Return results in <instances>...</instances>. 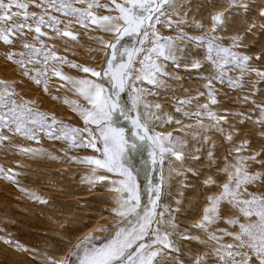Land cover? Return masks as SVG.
Wrapping results in <instances>:
<instances>
[{"label":"snow or ice","instance_id":"1","mask_svg":"<svg viewBox=\"0 0 264 264\" xmlns=\"http://www.w3.org/2000/svg\"><path fill=\"white\" fill-rule=\"evenodd\" d=\"M184 8L177 0H108L103 4L99 0H0V46L6 49L0 59L14 66L21 83L26 79L45 95H50L53 78H58L61 83L56 91L67 89L77 97L63 103L82 121L81 126L67 124L55 113L43 111L38 101L27 99L15 82L0 79V145L28 157L84 166L87 175L81 183H87L90 191L99 188L111 194L105 211L112 217L75 243L60 236V241L70 246L60 259L47 251L41 254L29 249L10 235L0 236V242L40 257L37 264H264V192L259 190L264 188V171L250 170L253 165L264 169V145L255 151L248 139L235 142L238 126L246 121L264 128V96L259 102L254 98L259 92L256 84L264 81V69L254 66L246 43L264 33V0H228L223 10L217 11H210L217 8V0H203L196 9H205V13L191 21V7L181 11ZM99 9L107 14H97ZM235 20L241 23L230 33L229 24ZM157 25L176 34L165 35ZM77 26H93L92 31L98 33L89 37L97 46L92 50L99 57L95 59L98 67L61 56L54 44L46 42L78 41ZM240 28L245 34H239ZM188 29L204 34L191 35ZM193 49L202 50L203 56L188 63L186 54ZM261 60V56L255 57L256 62ZM168 62L174 71L193 69L199 73L197 79L207 81L200 86L205 91L192 98L198 101L206 96L207 102L198 104L194 113L183 108L191 105L192 99L178 100L180 106L176 107V112L196 121L185 126L194 129L193 138L201 142L190 152L186 151L187 140L157 131L152 114L141 113L144 83L164 86L173 79ZM205 65L209 74H205ZM64 68L78 75H68ZM253 76L258 78L255 82ZM174 78L180 79L178 73ZM216 84L240 93L239 106H250L252 111L219 108ZM52 99L60 97L53 95ZM150 107L143 105L146 110ZM172 122L171 116L164 121ZM209 133L220 138L219 145ZM14 137L39 146L14 144ZM43 139L65 147L58 150L60 154L50 152L43 147ZM221 148L222 157L217 154ZM88 150L91 155H70ZM166 156L174 157L170 163L178 165L170 168L169 181L174 172L184 177L181 187H189L185 181L191 173L208 189L202 217L190 226L196 234L181 229L177 222L183 200L165 203L171 190L170 184L165 189ZM186 160L193 163L186 165ZM16 175L11 168L0 166V178L16 184L30 200L49 205L47 198L19 187ZM224 211L231 214L224 215ZM222 221L228 227H219Z\"/></svg>","mask_w":264,"mask_h":264},{"label":"rangeland","instance_id":"2","mask_svg":"<svg viewBox=\"0 0 264 264\" xmlns=\"http://www.w3.org/2000/svg\"><path fill=\"white\" fill-rule=\"evenodd\" d=\"M101 4L107 3L108 0H99ZM227 3L228 0H220L217 1L218 4ZM256 3H259V0H256ZM97 14H107L104 12L103 9L97 10ZM239 20H235V22L229 26V32L234 33L235 28L240 24ZM92 27L90 26L89 29H81L77 26L74 31L79 33L78 41H71L67 44L61 42L59 39L55 41L47 40L46 42L49 46L53 44L56 47V50L59 55L65 56L67 55L69 59L75 60L79 64L84 65H95V59H99L96 52L92 49L96 48L97 46L89 40L90 36H96L98 33L92 31ZM157 27L163 32L165 35H175L176 33L170 29L165 28L163 25H157ZM47 31V30H45ZM191 35H202V32H189ZM239 34H245L243 29L240 28ZM66 40L68 38H65ZM228 41L225 40V44L227 45ZM249 44L250 48L247 51L248 55L253 56L254 58V66L264 69V33H258L254 38H250L246 41ZM6 49L0 46V53L5 51ZM17 50H19V46H17ZM195 58H202L203 51H196ZM256 56H261L262 60L259 62L255 61ZM191 62L192 58H188ZM98 67V66H97ZM169 67H173L169 64ZM63 71L71 76L78 75L75 71H69L67 68H64ZM206 74V71H205ZM208 74V73H207ZM235 75V73H233ZM191 76V75H190ZM198 76V74H197ZM189 75H186L185 79H190ZM0 79H3L8 82H15L17 86V90H22L25 97L29 100L38 101L40 108L43 111L55 113L56 117L60 120L65 121L69 125L81 126L82 121L79 119L77 114L72 111L70 105H65L63 101L65 99L69 100L70 102L76 100L77 97L67 91V89L61 90L59 92L56 91V88L61 83L58 78H53L52 81V88L50 89V95H45L40 88H37L34 84H32L28 80H23L21 83V76L17 75L14 70V66L10 62H6L3 59H0ZM258 78L252 77V82ZM196 83L198 86L203 85L205 80L193 78L191 79ZM246 83L248 81L246 80ZM219 87V91L217 92V99L221 101L219 108H227L231 111H241V112H251L252 109L250 106L240 107L239 101L237 100L238 95L236 91H232L228 89L226 86H222L220 84H216ZM256 87L259 89L255 99L258 100L261 96H264V81H260L256 84ZM251 88V84L249 87L245 89L248 92ZM181 88H179L180 90ZM150 90L155 95H160L162 98L173 97L176 89L164 86H152ZM182 90V89H181ZM180 90V91H181ZM58 95L60 97L59 100H53L52 96ZM172 95V96H171ZM178 102V100H176ZM198 104V103H197ZM169 114H175L177 116H182V112H176V107H170ZM187 111L186 109H184ZM238 119L232 117V120ZM239 131L235 136V142L239 144L241 141L248 139L251 141L252 150L259 151L261 145H264V138L261 137V132H264V128L260 126H253L251 122L246 121L245 124L239 125ZM216 143L220 144V138L215 135ZM7 143V142H5ZM13 143L17 145H21L24 147H38L39 145H35L34 143L27 142L19 137L13 138ZM43 147L50 151L56 152L60 154L58 150L65 147L62 143L58 141H49L47 139H43L41 141ZM201 143V142H200ZM200 143H196L195 146H200ZM206 149L208 145H203ZM92 152L88 150L87 152H72L70 155H90ZM219 156H223V149H219L218 153ZM191 160H186L185 164H192ZM56 164H68L76 169H86L84 166L77 165L75 163H67V162H56L50 161L46 162L44 160H40L37 158L28 157L22 154H19L14 148L6 147L4 145H0V166H3L5 169L11 168L14 173H17L16 180L19 182V187L21 184L25 185L27 188H35L39 191V193L49 200V205L47 206L40 205L36 203V206L31 204L30 202L24 200V195L18 190L16 184L10 183L9 181L0 178V236L10 235L12 239L18 240L22 245L29 249H35L41 254L45 251H51L55 253H61V249L64 251L67 249L69 245H65L62 241H60V236L70 237L72 240L75 237L80 236L84 231H86L90 226H92L98 219L95 217V213L98 212V209L101 213L103 211V204L100 198H91L88 200H83L81 203L83 205L74 207L75 213H71L70 216L56 220L55 215H60V209H64L66 207V211L70 209L69 204L66 202L71 198L74 194L77 193L84 197L88 196L89 185L87 183H81L82 177L79 175V171H75V173H67L62 174L60 177L62 178H73L74 180H79V184L76 187L73 186L72 190H64L62 192L63 197H57L53 195L55 189H62L59 186L54 187L52 189L42 188L46 187L44 185L46 182H50V180L54 179V176L48 174V170H52ZM19 165V166H17ZM251 171H264V169L258 168V166L253 165L250 169ZM16 171V172H15ZM159 175V173H158ZM159 177V176H158ZM196 179V177H194ZM51 180V181H52ZM180 180V179H179ZM197 182L201 183V189L204 191H208L202 184V180H197ZM224 180L221 178V183ZM180 185V184H179ZM88 187V189H86ZM204 187V188H202ZM76 188V189H75ZM82 188V189H81ZM84 188V189H83ZM176 190L172 191L171 197H169V202L174 204L176 197L180 196V192ZM84 190V192L82 191ZM88 191L85 193V191ZM250 190L252 189L250 186ZM260 191L264 192V188L259 189ZM79 191V192H78ZM215 191H220L219 188H216ZM84 193V194H83ZM88 193V194H87ZM61 195V196H62ZM86 195V196H85ZM176 196V197H175ZM23 197V198H22ZM173 197V198H172ZM183 200L182 211L181 214L177 216V222L180 219H186V217H195L197 210L199 207V202L202 203L203 196L199 197V199H194L189 197L185 193L183 196H180ZM184 198V199H183ZM202 198V200H201ZM98 199V200H96ZM86 202V204L84 203ZM190 202V203H189ZM89 203V204H87ZM87 206L89 209H85L87 213L85 214V210L82 208ZM43 206V207H42ZM91 206V208H90ZM45 207V209H44ZM101 207V208H100ZM204 207V206H203ZM203 207L201 210V217L203 214ZM197 209V210H195ZM102 210V211H101ZM84 211V212H83ZM191 214V215H190ZM222 214L230 215L224 211ZM188 215V216H186ZM97 216V215H96ZM200 217V218H201ZM198 218L197 221L200 219ZM179 220V221H178ZM219 227H228L223 221L220 223ZM183 228V226L181 227ZM188 230L196 234V229L188 228ZM193 230V231H192ZM196 230V231H195ZM227 239V238H226ZM188 245H185V249H182V252L186 251ZM194 247V245H193ZM203 251H208L207 249L201 248ZM200 250V251H201ZM202 251V252H203ZM29 256V257H28ZM40 260V257L33 256L31 254H25L23 252H17L14 246L4 245L0 242V264H37Z\"/></svg>","mask_w":264,"mask_h":264},{"label":"bare ground","instance_id":"3","mask_svg":"<svg viewBox=\"0 0 264 264\" xmlns=\"http://www.w3.org/2000/svg\"><path fill=\"white\" fill-rule=\"evenodd\" d=\"M220 1V0H217ZM178 6L179 4H183L185 5L184 9H181V11L186 10L188 7H191V11L189 12V20L191 21L193 18L195 19H200V16L203 15L205 13V9H200L199 11H197L196 6L203 3V0H177ZM219 4V2H218ZM227 6V3H221L217 6V8L215 9H210V11H217V10H223L225 7ZM205 23H208L207 19L205 20ZM233 24V23H232ZM232 24H229L232 25ZM211 27V25L209 24V28ZM189 32H199V31H193L191 29H188ZM191 48V46H189ZM196 51L193 49L191 53L186 54L187 56V62L190 63L188 58H195L196 57ZM169 64H171V62H168ZM98 66V65H97ZM168 72L171 73V75L173 76V79H169L166 81L165 83V87H168L169 89L174 88L176 89L175 93L172 94L174 95L173 97H168V98H162L160 95H155L153 94V92L150 90V87H152L153 85H149L147 82L144 83L143 88L145 89L146 95L144 96L143 100L141 101V113L143 114L145 111L149 112L151 115V122L154 123L157 127L156 130L157 131H161V132H171L173 135V138H177L179 137L180 139L183 140H187L188 141V149L186 151H191L193 149V147H195L196 143H200L199 139H194L192 133L195 131L194 129H187L185 128L186 125L192 124L194 125L196 123L195 119H188L187 117H182V116H177L175 114H169V106L170 107H178L180 106L178 104V102L176 100H181V99H192L193 97H196L198 94V91H205L204 89H202L200 87V85L198 86L196 83H194L193 78H197V74L199 75V73L196 70L193 69H189V70H185L183 67H181L179 70L174 71L173 67H168ZM205 71L206 74L208 73L207 71V65H205ZM178 73V75L180 76L179 80H176L174 77L175 75ZM209 74V73H208ZM186 75H189V77H191L190 79H185ZM191 75V76H190ZM207 83V81H204V84ZM179 88H181L179 90ZM186 89H188V91H186ZM215 90L218 92L219 91V87L217 85H215ZM171 95V96H172ZM207 102V98L206 96H201L199 97V100H195L192 99V104L191 105H184L183 108L186 109L188 112L190 113H194L197 109V105L198 104H203ZM198 103V104H197ZM147 104L150 105L151 107L149 109H144L143 105ZM161 105V107L159 109L155 108V105ZM155 116H159L160 119L156 120ZM168 116H171L173 118V122L170 124H165L164 121L167 120ZM230 120H232V117H229ZM176 120H180L181 123L180 124H176L175 121ZM163 124V127H159V125ZM187 133V135H186ZM211 139L215 140V134L213 133H209ZM92 154V153H91ZM90 154V155H91ZM40 160H44L46 162H50L52 160L48 159L47 157L45 158H39ZM170 159L174 160L173 158H169L166 156L165 158V162H164V167H163V173L165 176V189H168L169 184L171 185V190L170 193L168 194V199L165 200V203H170L169 202V197H171L172 195V191L176 190L179 191L180 193L183 192L186 195H188L189 197H192L194 199H199V197L201 196H206L208 194V191H204V189H201V183L197 182L196 179L192 176L191 173H187V180L185 181L189 187L186 188H182L181 187V182L184 181V177L181 176H176L174 172L171 173L172 175V179L171 181H169L167 178L170 174V168L171 169H176L178 167V165L176 163H170ZM75 171H79V175L80 177H84L85 175H87V169H76L68 164H56L54 168H52V170H48V174H51L54 176V179L50 182H46L44 185H46V187L42 188H48V189H52L54 187L59 186V188L61 187L62 189H55L54 193H52L53 195H56L57 197H63V193L64 190H72L73 186H77L79 184L80 186V181L79 180H74L73 178L69 177V178H62L60 177L62 174H67V173H75ZM16 172V171H15ZM159 173V172H158ZM160 175V173H159ZM180 179V180H179ZM180 184V185H179ZM75 186V187H76ZM77 186V187H79ZM22 188H26L30 191H35L37 194H39L40 196H42L39 191L35 188H27L25 187V185L21 184ZM204 188V187H202ZM76 189V188H75ZM82 189V188H81ZM84 189V188H83ZM86 189H88V187H86ZM84 192V190H82ZM90 191V190H88ZM87 190L85 191L88 192ZM79 192V191H78ZM89 193V194H88ZM88 196L84 197L82 195L79 194H75L72 192V194H74L71 198H69V200H67L66 202L69 204L70 209H68L66 211V207L62 210L65 211H61L60 209V215H55L56 220L59 219H64L68 216H70L71 213H75V209L74 207L76 206H80L83 205L81 202L83 200H88L91 198H100V200L102 201L103 199V204H105V206L102 208L103 211L99 214H97L98 212L95 213V217H98L97 221L90 226V228H88L86 231H84L80 236H82L83 234L93 230L98 224L100 223H104L105 221L111 220L112 217L109 215V213L107 211H105V209L108 208V197L111 195L110 193L100 190L99 188H97V190L94 191H90L88 192ZM179 193V194H180ZM23 194V193H22ZM84 194V193H83ZM24 195V194H23ZM62 195V196H61ZM173 196V195H172ZM23 197L24 200L30 202L31 204H33L34 206H36V203H38V206H40L41 204L37 201L34 200H30L26 195H24ZM22 197V198H23ZM43 197V196H42ZM176 197V196H175ZM102 198V199H101ZM173 198V197H172ZM177 198V197H176ZM178 198H181L180 196H178ZM96 199V200H98ZM184 199V198H183ZM202 200V198H201ZM86 204V202H84ZM190 203V202H189ZM89 204V203H87ZM45 206V205H44ZM204 206V203H200L197 207V213L195 217H186V219H180V221L178 222L180 227L183 226V228H191L190 226L195 224L197 222V219L201 217V208ZM43 207V206H42ZM85 208L82 209H89L87 206L84 205ZM47 208H49L47 206ZM91 208V206H90ZM101 208V207H100ZM45 209V207H44ZM85 210V214L87 213V211ZM84 212V211H83ZM203 212V211H202ZM181 214V213H180ZM179 214V215H180ZM191 215V214H190ZM188 216V215H186ZM194 230V228H191ZM192 230V231H193ZM196 231V230H195ZM78 236V237H80ZM78 237L73 238V243H75L76 239ZM70 247V246H68ZM67 247V248H68ZM201 250V249H200ZM66 251H63L61 253H55V252H51V251H47L49 256H54L56 259H60L63 255L66 254ZM203 251V250H201ZM172 255H178L175 253H172ZM181 257H183V252H181V254H179ZM29 257V256H28Z\"/></svg>","mask_w":264,"mask_h":264},{"label":"flooded vegetation","instance_id":"4","mask_svg":"<svg viewBox=\"0 0 264 264\" xmlns=\"http://www.w3.org/2000/svg\"><path fill=\"white\" fill-rule=\"evenodd\" d=\"M129 43H131V41H129ZM159 175H158V172L155 174V178L157 179V180H159V177H158Z\"/></svg>","mask_w":264,"mask_h":264}]
</instances>
